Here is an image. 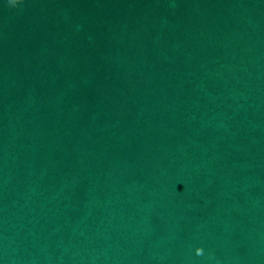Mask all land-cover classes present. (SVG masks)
Returning <instances> with one entry per match:
<instances>
[{"label":"water","instance_id":"water-1","mask_svg":"<svg viewBox=\"0 0 264 264\" xmlns=\"http://www.w3.org/2000/svg\"><path fill=\"white\" fill-rule=\"evenodd\" d=\"M0 264H264V0H0Z\"/></svg>","mask_w":264,"mask_h":264},{"label":"clouds","instance_id":"clouds-1","mask_svg":"<svg viewBox=\"0 0 264 264\" xmlns=\"http://www.w3.org/2000/svg\"><path fill=\"white\" fill-rule=\"evenodd\" d=\"M23 0H9V4L11 7H18Z\"/></svg>","mask_w":264,"mask_h":264}]
</instances>
